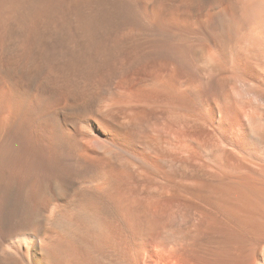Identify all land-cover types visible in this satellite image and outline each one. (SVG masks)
<instances>
[{
  "label": "bare ground",
  "instance_id": "obj_1",
  "mask_svg": "<svg viewBox=\"0 0 264 264\" xmlns=\"http://www.w3.org/2000/svg\"><path fill=\"white\" fill-rule=\"evenodd\" d=\"M0 264H264V0H0Z\"/></svg>",
  "mask_w": 264,
  "mask_h": 264
}]
</instances>
